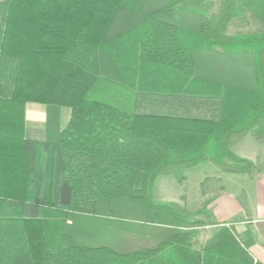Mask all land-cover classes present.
I'll return each instance as SVG.
<instances>
[{
  "label": "trees",
  "instance_id": "1",
  "mask_svg": "<svg viewBox=\"0 0 264 264\" xmlns=\"http://www.w3.org/2000/svg\"><path fill=\"white\" fill-rule=\"evenodd\" d=\"M210 2L0 1V264H154L161 247L182 246L194 234L182 229L204 225L175 203L155 201L159 176L181 181L182 170L205 163L229 174L264 172L263 163L233 151L248 134L264 136V33L228 34L247 11L264 17V0H220L219 12L209 18ZM90 7L96 11L85 13ZM119 13L147 28L138 45L141 59L191 75L197 53L220 48L227 68L248 62L256 86L246 93L227 84L213 133L193 140L156 136L145 124L165 116L127 113L91 98L92 85L103 79L100 47ZM27 102L66 103L71 119L46 142L27 140ZM78 215L127 225L135 232L131 250L121 253L68 235ZM140 223L164 227L168 238L139 242ZM142 243L146 250H139ZM208 244L220 259L233 252V244L245 252L235 234L218 233ZM193 256L192 264H206L200 253Z\"/></svg>",
  "mask_w": 264,
  "mask_h": 264
},
{
  "label": "crops",
  "instance_id": "2",
  "mask_svg": "<svg viewBox=\"0 0 264 264\" xmlns=\"http://www.w3.org/2000/svg\"><path fill=\"white\" fill-rule=\"evenodd\" d=\"M91 11H96V7L85 9V13ZM127 18L124 13L117 14L106 32L100 47L103 79L95 81L90 94L92 99L127 113L165 116L163 119H149L145 124L156 136L169 140H193L211 134L216 130L224 109L227 84L232 83L237 89L256 86L248 62L237 60L232 68H227L220 48L197 53L196 71L191 75L165 63L141 59L138 45L145 41L147 28L143 23L131 22ZM185 23L193 26L192 22ZM70 119L71 108L66 103L27 102L23 109V136L30 141L46 142L54 138L58 130H64ZM233 151L240 158L264 164V136L248 134ZM199 167L206 171L199 177L198 187L192 195L172 190L169 184L174 183L171 179L175 176L171 174L159 176L156 180L155 201L175 203L196 214L195 219L204 225L182 229L194 234L187 237L182 246L161 247L159 255L154 254L152 263L192 264L193 253L197 252L206 264H264V172L251 177L224 173L212 163L196 168ZM190 171L182 170L184 180L185 173ZM160 184L161 192L158 191ZM201 209L204 212L197 215ZM221 232L235 234L245 252L233 244V252H226L227 260L212 255L208 243ZM66 233L89 245H102L121 253L131 250L132 236L135 235L123 223L98 224L81 215L74 218ZM168 235L164 227L148 223H140L137 228L139 242L163 241ZM147 247L145 243L138 246L139 250ZM205 250L208 254L204 253ZM143 262L149 264L147 259Z\"/></svg>",
  "mask_w": 264,
  "mask_h": 264
},
{
  "label": "rangeland",
  "instance_id": "3",
  "mask_svg": "<svg viewBox=\"0 0 264 264\" xmlns=\"http://www.w3.org/2000/svg\"><path fill=\"white\" fill-rule=\"evenodd\" d=\"M209 4L210 6L208 9L207 16L211 18L212 16H215L219 12L220 0H211ZM261 33H264V17H260L249 11L245 12L243 15L239 16L236 20H234L228 28V34L231 35L261 34ZM248 91L250 90L246 88H241V92L247 93ZM92 96L93 98L95 97L94 91L92 93ZM190 169L191 171L189 173H185L186 180L183 179L179 181L178 179L173 177L171 181L174 183L172 184L170 183L169 187L174 191L181 192L182 194L192 195V193L195 192L198 187L199 177H201L202 174H204L206 169L204 167H199V169L193 167ZM167 188L168 186H166V189ZM158 191L159 192L163 191L161 184L160 187L158 188Z\"/></svg>",
  "mask_w": 264,
  "mask_h": 264
}]
</instances>
